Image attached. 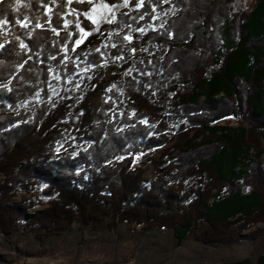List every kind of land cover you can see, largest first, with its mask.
<instances>
[{"label": "trees", "instance_id": "trees-1", "mask_svg": "<svg viewBox=\"0 0 264 264\" xmlns=\"http://www.w3.org/2000/svg\"><path fill=\"white\" fill-rule=\"evenodd\" d=\"M127 1L0 0V237L49 258L74 232L168 233L264 264V0L88 17Z\"/></svg>", "mask_w": 264, "mask_h": 264}, {"label": "rangeland", "instance_id": "rangeland-1", "mask_svg": "<svg viewBox=\"0 0 264 264\" xmlns=\"http://www.w3.org/2000/svg\"><path fill=\"white\" fill-rule=\"evenodd\" d=\"M255 0H235L237 9H251ZM142 0H128L123 6L97 5L88 14L90 21L96 27L114 19L120 11L128 12L129 9H137ZM94 21V22H93ZM83 33L80 32V39ZM84 38V37H83ZM98 106V101L94 107ZM226 124L235 125L233 120L224 121ZM146 173L143 177L145 182L153 179L152 167L145 165ZM2 180V179H0ZM29 198V194L25 196ZM20 198L16 199V202ZM23 206V205H22ZM23 208V207H22ZM42 208L28 211L33 214ZM251 229L244 234L253 232ZM172 235L168 233H149L138 235L127 241L121 236H97L85 233L79 235L72 233L57 245L56 257H33V247L29 241L10 240L4 241L0 237V264H23V260L17 257L23 254L29 264H220L223 261L240 260L254 257V247L246 241L239 245L227 248H205L194 239L175 247ZM22 256V255H21Z\"/></svg>", "mask_w": 264, "mask_h": 264}, {"label": "snow or ice", "instance_id": "snow-or-ice-1", "mask_svg": "<svg viewBox=\"0 0 264 264\" xmlns=\"http://www.w3.org/2000/svg\"><path fill=\"white\" fill-rule=\"evenodd\" d=\"M94 22V21H93ZM110 22V21H109ZM97 31H99L98 29H97ZM81 32L83 33V37H87L88 35H89V33H87V32H85L84 31V29H81ZM81 38V39H77L76 41H75V46L73 47V51H75L76 50V47H79L83 42H84V38ZM125 39H127V40H130V37H125ZM113 47H115V45H113ZM97 51H99V49H97ZM133 51H135V49H133ZM123 57H119L118 59H122ZM53 59H54V57H53ZM5 87H6V85H5ZM77 87H79V85H77ZM106 91H108V90H106ZM106 103H107V101H105ZM63 148V144H61L60 145V147L59 148H57L56 149V151H57V154L59 153V151L61 150ZM75 155V154H74Z\"/></svg>", "mask_w": 264, "mask_h": 264}]
</instances>
